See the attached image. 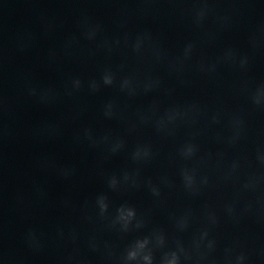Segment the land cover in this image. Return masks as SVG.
I'll use <instances>...</instances> for the list:
<instances>
[{
	"label": "clouds",
	"instance_id": "9594fccd",
	"mask_svg": "<svg viewBox=\"0 0 264 264\" xmlns=\"http://www.w3.org/2000/svg\"><path fill=\"white\" fill-rule=\"evenodd\" d=\"M213 12V9L209 6V0H199V6L194 9V17L193 22L196 26H201L203 21L207 18L209 14ZM226 18H221V20H225ZM99 30V26L94 28H89L86 32V37L88 39H93ZM151 37L149 34H141L137 37L135 43L133 44V50L137 53L140 52L142 45L145 41L150 40ZM118 43V41H117ZM195 48V45L191 42L185 45L183 49V58L180 60V63H183L184 60L190 59L191 54ZM153 54L157 57L160 56V51L158 49H154ZM234 53L229 51L226 54V59H233ZM248 63L247 57H243L240 60V66L245 67ZM211 70L215 71V65L211 66ZM116 83V74L111 69H105L101 75L100 81L92 80L89 84L91 91H97L101 85L103 86H112ZM158 83V82H157ZM73 87L75 90H79L82 86V82L79 78H75L72 81ZM131 84L132 78L126 77L120 82L121 90H129L131 93ZM151 86L149 85L146 88L150 90ZM252 102L254 105L258 107L264 108V86L258 87L255 92L251 96ZM112 104L106 105L105 116L111 117L112 115ZM193 110L195 106H192ZM184 115L183 112L179 109H170L166 114V120L168 122H174L177 118H182ZM215 119V118H214ZM164 123V119L160 121V125L162 126ZM239 123V121H238ZM89 139L91 137L89 136ZM123 146V142H117L116 148H113L112 151H116L118 148ZM197 146L191 142L186 143L182 146L179 150V154L184 159H190L195 156L197 152ZM151 149L148 146H138L137 149L132 153V159L134 161H147L151 158ZM261 163H264V156H258ZM235 167V165H233ZM182 179L184 181L185 189L193 192L196 189V174L195 170L191 172L187 169L182 170ZM124 180H129V174H124ZM118 180L115 176L111 177L108 180V186L112 190H116L118 187ZM135 183V181H133ZM151 183V182H149ZM204 183H207V180H204ZM152 195L155 197L160 196V190L157 187L150 188ZM96 205L99 210V216L104 218L109 213V202L108 197L106 195H99L96 198ZM229 214H232L233 208L229 206L227 209ZM209 225L214 226L216 224V217L214 214L209 215L208 217ZM111 227L116 228L119 226L118 230L122 233H127L133 228L140 229L144 226V222L141 219L137 218V211L134 207L122 204L115 210V215L111 217ZM178 227L183 230L187 227V219L182 218L178 223ZM209 237V231L207 229L203 230L198 237L194 238L193 240V250L196 251L199 260L207 259L208 255L215 250L216 242L214 240L209 239L206 245V250L201 251V245L204 240ZM166 240L165 235L160 230H154L150 235L144 236L142 238H138L133 241L127 249H125V254L121 258V264H155V255L154 253L159 250L163 249L165 246ZM177 247L175 250L170 251H163L162 255L159 259V264H180L181 256H184L185 259H190V255L187 250L180 244L179 241L176 242ZM150 245H152L150 247ZM225 259L226 264H245L247 260L246 255L240 253L235 256L234 260L232 258V249L225 250Z\"/></svg>",
	"mask_w": 264,
	"mask_h": 264
}]
</instances>
